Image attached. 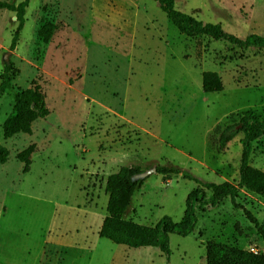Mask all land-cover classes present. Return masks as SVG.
I'll return each instance as SVG.
<instances>
[{
	"label": "rangeland",
	"instance_id": "1",
	"mask_svg": "<svg viewBox=\"0 0 264 264\" xmlns=\"http://www.w3.org/2000/svg\"><path fill=\"white\" fill-rule=\"evenodd\" d=\"M174 6L240 38L264 36V0ZM24 19L11 49L17 21L0 9V75L8 62L16 69L0 94V144L8 150L0 163V264H206L207 241L264 252L261 235L228 198L197 206L190 235H170L169 262L158 249L129 248L98 234L106 178L123 165H172L201 181H238L242 133L222 148L217 139L241 112L264 114V48L181 34L155 0H29ZM46 22L56 30L44 44L37 30ZM203 71L217 72L223 89L203 92ZM33 81L49 114L32 123L30 135L4 139L13 94ZM30 144L23 172L16 155ZM249 164L264 170V136ZM196 185L181 174L165 182L151 173L125 218L154 225L168 215L178 222ZM236 201L264 227L263 197L242 189Z\"/></svg>",
	"mask_w": 264,
	"mask_h": 264
},
{
	"label": "trees",
	"instance_id": "2",
	"mask_svg": "<svg viewBox=\"0 0 264 264\" xmlns=\"http://www.w3.org/2000/svg\"><path fill=\"white\" fill-rule=\"evenodd\" d=\"M155 1L181 34L188 37L203 35L213 40L233 44L239 48H264V36L250 33L244 38H240L223 30L219 23H203L191 15L177 10L174 6V0ZM28 2L29 0H22L14 5L0 1V9L14 12L17 21L10 42L11 49L15 47L19 33L23 28ZM55 30L56 25L54 23H43L37 30V39L44 44L48 43ZM14 73H16V69L12 67V63L4 64L0 75V94L11 87V77ZM201 88L205 93L221 91L223 84L219 74L215 71H203ZM48 114L49 110L45 103L44 93L40 85L33 81L31 86L18 89L13 94L12 111L1 125L2 137L8 139L18 133L30 135L32 123ZM238 133H242V138L240 140L239 178L236 183L201 181L187 170H181L172 165L156 166V171L163 176L165 182L172 174H181L183 178L193 180L197 184L187 194L183 216L178 222L173 221L168 215L162 216L154 225L141 224L125 218L132 196L142 181V179L134 180L133 176L142 170L138 166L123 165L117 171L109 174L105 181V191L108 195L106 215L102 220L98 232L99 236L129 248L150 247L158 249L169 262L170 235L175 234L182 237L190 235L197 222V206L215 207L220 201L228 198L230 204L242 211L243 216L254 225L264 240V227L248 209L236 201V196L242 189L264 198V170L249 164L253 144L264 136V114L259 116L250 109L241 112L236 123L225 126L219 133L217 139L219 147H224ZM34 148L35 145L30 144L16 155L17 159L23 162V172L28 171L30 155ZM7 158L8 150L0 144V163H5ZM205 261L206 264H264V252L207 241L205 244Z\"/></svg>",
	"mask_w": 264,
	"mask_h": 264
},
{
	"label": "water",
	"instance_id": "3",
	"mask_svg": "<svg viewBox=\"0 0 264 264\" xmlns=\"http://www.w3.org/2000/svg\"><path fill=\"white\" fill-rule=\"evenodd\" d=\"M155 172H157V171H156V166H151V167H149V168H147V169H145V170H142L141 172H138L137 174H135V175L133 176V179H134V180H137V179H144V178H146L149 174H151V173H155Z\"/></svg>",
	"mask_w": 264,
	"mask_h": 264
},
{
	"label": "crops",
	"instance_id": "4",
	"mask_svg": "<svg viewBox=\"0 0 264 264\" xmlns=\"http://www.w3.org/2000/svg\"><path fill=\"white\" fill-rule=\"evenodd\" d=\"M100 222L102 223V221H100ZM101 223H100V224H101Z\"/></svg>",
	"mask_w": 264,
	"mask_h": 264
}]
</instances>
